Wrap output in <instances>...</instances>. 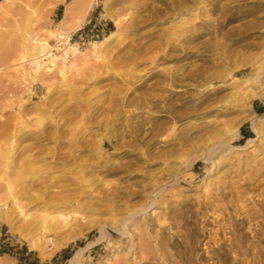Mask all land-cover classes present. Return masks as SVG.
Returning <instances> with one entry per match:
<instances>
[{
  "label": "rangeland",
  "instance_id": "rangeland-1",
  "mask_svg": "<svg viewBox=\"0 0 264 264\" xmlns=\"http://www.w3.org/2000/svg\"><path fill=\"white\" fill-rule=\"evenodd\" d=\"M114 1L0 0V38L4 39V46H13L18 54L14 59L0 66V85H10L15 88L30 86L31 88V91L16 95L0 94L1 168L5 169L9 165L11 170L18 171L15 168V163L19 162L21 150V146L17 144L13 151L11 141L16 134L18 137L16 142L18 143L21 139L19 138L21 133L11 131L10 137L3 133L2 124L7 121L19 124V126H22L20 122L24 121L25 126L34 134L45 130L49 132L53 129L52 126L55 122L61 123L71 114L69 111L59 115L58 111L61 108L78 102V99H83L85 101L82 105L78 103L73 107L81 106L84 109L72 115V128L84 129L85 136L92 138L96 143H102L121 128L123 125L120 122L108 131H100L98 125L91 124L89 119L97 117L105 110L103 108L96 113L95 109L98 107L96 103L103 101L102 96L97 95L107 91L109 95H112L113 89L128 90L131 85L111 80L106 72L102 71L94 76V72H91L89 68L99 65L103 60H108L112 64L115 58L127 52L137 56L144 55L145 52H149L150 56H166L165 59L161 58L158 61L156 68H153L151 61H146L143 64H139V61H133L129 62L127 68L122 69L125 71L124 74H127L126 70H128L130 74H135L142 79H146L153 71L169 73L176 70L187 72L192 67L207 69L209 78L208 81L202 82L201 87L187 89L191 83L169 86L168 89L175 93L182 90L190 94L188 96L177 93L178 95L173 100L182 96L185 102L189 100L198 101L204 90L212 86L221 88V92L216 96L217 99L223 98L227 101H233L240 96V93L251 94L253 97L248 106L246 103H242L244 101H235L237 106L233 108L222 106L212 114L206 115L205 119L202 120L214 122L218 116V120L225 124L221 136L229 138L235 131H238L241 139V143L238 144L239 147L248 145L253 138L258 141L253 142L252 147L244 151L229 148L230 154L225 159V166L217 168L212 175L207 176L206 165L201 161L198 162V169L194 172L197 177L196 182L182 184V187H178L175 177L187 176L190 178L193 174L188 171L187 162L193 161L196 156L204 153L202 150L193 148L182 157L170 159L159 155L163 149L157 145L158 142L147 144L150 137L143 141H134L143 137L138 139L120 137L116 139L115 148L107 144L105 148L100 150L106 159H110L115 164H127L131 160L138 159L131 166V171L139 177L132 180L124 179V176L128 175L126 168H119L112 174L111 172H101L97 168L94 173L87 174L86 178L94 179L91 184H80L79 181L81 180L76 181L74 179L65 182L71 184L72 190L64 192L63 195L78 196L81 193L77 190V186L82 185L83 201L98 202L99 198L103 197L105 190L120 189V191L115 193V198L102 201L90 209H88L89 207H82L81 203L64 204L69 207L64 208L63 211L62 209L54 211L61 206L55 203L50 204L48 209H39L44 206V203L32 207L31 213L46 212L50 213L52 217L62 220L68 218L70 221L65 233L52 241H43L38 237L31 238L27 235L28 232L18 231L21 222L19 217L14 219V215L10 212L12 199L9 198L8 190L11 186L18 188L20 183L19 181L9 182L0 175V264H30L35 258L39 259L42 264H70V260L78 251L90 244L98 243L102 227H108L109 232L115 234L109 227L116 223H122L130 215L136 214V211L142 208L140 205L149 203L156 196V192H160L167 198L165 206L155 207V210L147 215L139 216L136 225L129 229L133 236L147 235V243L151 247L150 254L152 258H156V255H160L156 238V232L159 231L158 225L166 224L168 226L169 223H173V218L191 205L193 211H198L201 206L213 203L211 194L217 184L227 183L225 194L228 199L226 202L232 198L233 194L243 196L241 192L247 188L244 186L246 182L251 183V188L260 184L259 190L264 189V183H262L264 180V113H260V110L264 109V100L260 97L264 92V87L255 85L251 89L250 83H244L251 70L254 74L252 79H256L263 72L259 71L257 66L264 62V8H262L264 0H217L216 5L213 0H195L198 2L199 9L168 10L165 15L157 18L156 6L161 7V3L157 0H130L126 4H118ZM125 7H131V9L127 13L118 15L117 13ZM223 8L232 9L228 14L233 15L234 21L224 25L221 30L222 34L217 36L214 32L217 31L215 29L218 23L224 20L221 17V9ZM243 15L247 16L242 20H236ZM151 16L155 17L151 18ZM134 19L137 23L131 24ZM118 20L125 21L126 24L123 23V27L117 28L115 23ZM201 21L208 24L194 27L188 32L191 26ZM87 28L89 31L81 34V31ZM165 31L170 33L167 36L169 41L163 45H158L159 36ZM174 32L181 36L174 38V34H171ZM112 33L116 34L110 44L96 47L92 44L103 41ZM171 41L174 42L173 46H178L180 50L176 52L170 50L172 46L168 43ZM48 53L58 59L53 71L47 70V67L51 66ZM22 56L27 57L25 63L21 60ZM39 56L44 59L42 62L44 68L39 70L40 78L36 79L34 59ZM225 56L228 58L223 59ZM64 57H66L65 66L67 70L65 76L60 73V69L64 66ZM180 57L183 58V61L178 59ZM202 59L207 60V62L202 61ZM25 67L28 68L27 75L19 73V71L24 72ZM115 70H119V67ZM86 72V75L91 74L89 79L83 77L86 76ZM216 75H219V79L214 80ZM156 80L157 78L150 79L148 85ZM110 84L113 85L109 86ZM69 85L74 89L77 87L85 89L87 86L89 89H85L80 97L71 96L66 92V87ZM54 88L59 89L60 92L52 95ZM144 91L145 89H142L137 93ZM90 92L93 93L90 94ZM61 95H64L62 105L56 111L35 113L32 108L47 102L51 103ZM91 95L94 96L91 97ZM13 101H17L20 105L30 104L31 107L20 108L18 104L14 108H9ZM209 104L207 103L205 106ZM250 105H253L254 108L247 110ZM124 110L141 112L136 107H124ZM199 112L203 111L200 110ZM221 112L222 115H220ZM143 113L156 116L165 115V112L158 108L145 109ZM165 121L166 119H161V122ZM199 123H201V118L189 117L180 123L173 124L172 128L159 138V142H164L165 138L174 133L181 135L187 131L190 134L194 131L195 126L200 125ZM254 123L260 128L261 138H258L253 132ZM207 140H209V136H207ZM26 143L28 142L26 141L24 144ZM124 143L127 144L122 147ZM54 146V144L49 145V147ZM116 152L118 155H115ZM50 161L52 160L38 162L34 166L37 167ZM90 162H96V160L92 158ZM241 166L242 170L239 169ZM64 168L63 165H57L59 171L55 175L65 174ZM78 170H75L74 174ZM232 170L236 171L237 174H232L227 179L223 178L227 172ZM24 179H30L29 175ZM60 184L64 183L61 182ZM52 189L61 190L56 187ZM132 192H141L143 197L130 199L127 193ZM255 193L258 194V192H251L250 194ZM33 194L37 195L38 193L34 192ZM24 203L26 202L24 201ZM136 204H138L137 208L129 209ZM64 210H66L65 213H61ZM154 211L160 212V218H158L159 215H153ZM191 215V213L188 214L193 222L191 227L195 236L202 232L205 234L208 228L210 230L207 231L206 238L197 237V240L201 242L195 244L197 250L194 251L191 259L183 257L181 261L179 255L185 250L178 242L181 239L183 229L180 227L167 228L163 234V242L167 252L171 254L170 260L174 264H247L243 263V256H235L236 247L230 245L228 228L223 225L220 234H214L218 227L207 226L203 223L207 218L213 220V217H204L203 214H200L199 219H196ZM243 216V214L238 213L235 218H242ZM75 219H80L84 223L78 224L74 221ZM195 221H198V224H195ZM249 226V223L236 226L238 233L245 235L246 244L251 236L250 233L246 232ZM136 230H139L138 233L135 232ZM116 239H120V236L116 235ZM136 243L139 244L138 239H135L133 244ZM106 245L104 243L96 246L92 251L86 252L84 258L77 264H105L106 262L114 264L113 253L107 252ZM24 247L29 252L34 253L35 258H29L28 262L21 263L19 257H21ZM67 250L71 252L72 256L66 261L62 254ZM137 250H139L138 246ZM125 252L120 251L119 257L123 256ZM162 257L161 255L159 262L168 264L169 262H163ZM55 258H57V262H52ZM140 259L141 254L137 253L135 260L131 258L127 264H138ZM259 264H264V260Z\"/></svg>",
  "mask_w": 264,
  "mask_h": 264
},
{
  "label": "bare ground",
  "instance_id": "bare-ground-1",
  "mask_svg": "<svg viewBox=\"0 0 264 264\" xmlns=\"http://www.w3.org/2000/svg\"><path fill=\"white\" fill-rule=\"evenodd\" d=\"M129 1L130 0H115L114 2L118 4H126ZM157 2L161 3V7L156 6V18L162 17L168 10L182 11L199 9V6H197L198 2L195 0H157ZM213 2L216 5L217 0H213ZM262 8H264V5ZM129 9H131V7H125L117 14L119 15L127 13ZM231 10V8L221 9V17L224 18V20L218 23L215 29L217 31L214 33H216L217 36L222 34L221 30L224 25L234 21L233 15L228 14L231 12ZM245 16L247 15L238 17L236 20H242ZM154 17L155 16H151V18ZM132 21L133 22L131 24L137 23L136 19ZM123 23L126 24L125 21L122 22L118 20L115 24L117 28H121L123 27ZM207 24L208 23L204 21L197 22L188 29V32H190L194 27L206 26ZM115 34L116 33H112L103 41L94 42L92 44L95 47L98 45H108L111 43V40ZM171 34H174V38H179L181 36L176 34V32ZM169 35L170 33L165 31L164 34L159 36V41L157 44L163 45L165 42L169 41L167 38ZM3 42L4 39L0 38V66L7 63V61L14 59L18 55L15 50L16 48L13 46H4ZM168 44L172 46L170 50L175 52L180 50L178 46H173L174 42L171 41ZM143 54L144 55L137 56L127 52L115 58L114 63L112 64L108 60H103L99 65L89 68L91 72H94V76L100 74V71H102L106 72L108 78L111 80L125 85H131V88L128 90H121L117 88L113 89L112 95H109L108 91L97 95L102 96L103 101L96 103L98 106L95 109L96 113L100 112V110L103 108L105 110L97 117H92L89 119V122L93 125H98L100 131H108L120 122L123 125L121 128L116 130L114 134L107 137V139L102 143H96V141L94 142L92 138H87L85 136L86 132L84 129L72 128V115L81 112L84 109L81 106H77L76 108L73 107L78 103H80L79 105H82L83 101H85L83 99H78V102H73L72 104L61 108L58 111L59 115L69 111L71 114L68 115V117H66L61 123L55 122L52 126L53 129L49 132L45 130L38 134H34L33 132L29 131L27 126H25L24 121L20 122L22 126H19V124L16 123L14 124L11 121H7L2 124L3 133L8 137H10L11 131L21 133L19 136L21 139L18 143L16 142L18 138L16 134L11 140L13 144V151L17 144L21 146L19 162L15 163V168L18 169V171L11 170L9 165L6 166L5 169L0 167V175L2 177L6 178L9 182L19 181L20 183L18 188L11 186L8 190L10 194L9 198L12 199L10 201V204L12 205L10 212L12 215H14V219L19 217L21 222V225L18 227V231L22 233L28 232L27 235H29L31 238L38 237V239L43 241L55 240L58 236L65 233V229L70 223L68 218H64L62 220L52 217L50 213L46 212L31 213L30 210L32 207L44 203V206L40 207L39 209H48L50 204L55 203L56 205L61 206L54 211H60L61 209L63 211L64 208L69 207L68 205L64 204L74 205L81 203L82 207H89L88 209H90L92 206L98 205L102 201L115 198V193L120 191V189L115 191L105 190L102 195L103 197L99 198L98 202L93 200L83 201L84 196L82 195L84 194V191L82 185L77 186V190H79L81 193L78 196L69 197L63 195L64 192L72 190L71 184L65 183L68 180H81L79 181L80 184H91L94 179L86 178L87 174L94 173L97 168L100 169L101 172H111V174L116 172L119 168H126L128 175L124 176V179L132 180L138 178L139 176L134 174L135 172L131 171V166H133L138 161V159L131 160L127 164H115L110 159H106L100 150L101 148H105L107 144L115 148L117 145L116 139L120 137H131L134 139L143 137L140 140L134 141H143L150 137L147 144L158 142L157 145L163 149L162 152H159V155L166 156L170 159L173 157H182L186 152H190L193 148L202 150L204 153L196 156L193 161L187 162L186 167L193 175L190 178L187 176L175 177L178 187H182V184H193L196 182L197 177L194 172L198 169V162L201 161L206 165L207 176L212 175L217 168L225 166V159L230 154V151H228L229 148H236L239 151H244L247 148L252 147L253 142L258 141L256 138H253L249 141L248 145L239 147L238 144L241 143V139L239 137L238 131H235L229 138H223L221 136V132L225 124L218 120V116L214 122L202 120L205 119L206 115L212 114L215 110L220 109L222 106H229L230 108L237 106L238 104L235 101H244L242 103H246L248 106L251 103V98L253 97L251 94L240 93V96L233 101H227L223 98L217 99L216 96L221 92V88L212 86L204 90L203 95L198 101L189 100L185 102L183 101L182 96L173 100V98L178 94L182 93L183 95H186L187 93L186 91L182 90H178L175 93L174 91L168 89L169 86L191 83V86L187 87V89L201 87L202 82L208 81L209 76L207 75V69H204L203 67H192L187 72L183 70H176L169 73L153 71L149 76H147L146 79H142V77H139L135 74H130L128 70H126L127 74H124L125 71H122V69L127 68L129 66V62L139 61V64H143L146 61H151L153 62V68H156L158 61L161 58L165 59L166 57H158V55L150 56L149 52H145ZM197 58H200V56H197ZM227 58L228 57L226 56L223 57V59ZM26 59V56L21 57L23 63L26 62ZM49 59H51V66L47 67V70L53 71L58 59H56L52 54H49ZM178 59L183 61V58L181 57ZM65 60L66 57L63 58V61ZM43 61L44 59L41 56L34 59L36 79L40 78V75H38L39 70L44 68L42 64ZM202 61L207 62V60L203 59ZM63 64L64 66L60 69V73L65 76L67 71L65 66L66 61ZM117 67H119V70H115ZM257 69L263 72L258 75L256 79H252L254 74L252 72L253 70H251L248 76H246L247 78L244 82L247 84L250 83L251 89L254 88L255 85L264 87V62H261L257 66ZM27 72V67L24 68V72L19 71V73H24L25 75H27ZM86 74L87 72L85 75ZM89 76H91V74L83 77L89 79ZM153 78H157V80L148 85V81ZM217 79H219V75H216L214 78V80ZM112 85L113 84H110L109 86ZM66 88L67 93H69L71 96L75 95L78 97L83 95L85 89H89L88 86L85 87V89L79 87L74 89L71 85L67 86ZM142 89H145V91L137 93ZM26 91H31L30 86L15 88L10 85H0V94L16 95ZM156 91H158V94H156ZM52 92V95H55L56 93L60 92V90L54 88ZM92 93L93 92H90V94ZM187 95L190 96V94ZM92 96L94 95H91V97ZM63 97L64 95H61L51 103L47 102L44 105L32 108L34 109L35 113L56 111L62 105ZM260 97L264 100V92L260 95ZM107 103H109L108 106H106ZM207 103L210 104L205 106ZM18 104L19 103L17 101H13L9 105V108H14ZM19 107L28 108L31 107V105L21 104ZM124 107H136V109L141 112L127 111L124 110ZM156 108L163 110L165 115L162 114L156 116L149 113H143V110L145 109ZM253 108L254 106L250 105L247 110ZM200 110L203 112H199ZM222 114L223 113L221 112L220 115ZM203 115L204 117L202 118ZM189 117L201 118V123H199L200 125L195 126L192 133L188 134L189 132L187 133V131L185 134L181 135L174 133L165 138L164 142H159V138L163 136L169 129H171L173 124L180 123ZM163 118L166 119L165 122H161V119ZM205 131L206 133H204ZM253 132L258 136V138H261L262 134L256 123L253 124ZM207 136H209V140H207ZM26 141L28 143L24 144ZM50 144H54L55 146L49 147ZM126 144L127 143L122 144V147L126 146ZM115 155H118V152H116ZM92 158H94L96 162H90ZM46 160L52 161L37 167L34 166V164ZM59 164L65 167V174L55 175V173L59 171L57 169V165ZM77 169H79L78 172L74 174V171ZM239 169L242 170V166L239 167ZM232 174L237 173L234 170L229 171L223 178L227 179V177L231 176ZM27 175L30 177L28 180L24 179L27 177ZM61 182L64 184L59 185ZM262 183H264V180ZM226 184V182L217 184L214 192L211 194L213 203L201 206L198 211H193V206L191 205L188 209L178 213L173 218V223H169L168 226L166 224L158 225L159 231L156 232V238L157 249L160 252V255H156V258H152L150 254L151 247L147 243V235L139 234L138 237L133 236L129 229L130 227L136 225L137 218L139 216L147 215L148 213L155 210V207L165 206V201L167 198L160 192H156V196H154L149 203L140 205L142 208L137 210L136 214L130 215L122 223H116L112 227H109L116 235L120 236V239H116V235L110 233L108 227H102L101 236L98 240V243L90 244L78 251L70 260V264H77L82 258H84L86 252H90L96 246L103 245L104 243L107 244V252L113 253L115 258L114 264H127L131 258L135 260L137 253L141 254V259L138 264H162L159 262L161 255L163 256V262L174 264V262L170 260L171 254L167 252L163 242V234L169 227H180L183 229V232L181 233V239L178 243L182 245L185 252L180 253L179 258L181 261L183 260V257L191 259L194 251L197 250L195 244L201 242L197 239L200 237L206 238L208 235L207 231L210 230V228L206 230L205 234L202 232L195 236L192 233L191 224H193V222L191 221L190 216H188L189 213H191V216L195 217L196 219H199L200 214H203L204 217H213V220L207 218L203 221V223H205L207 226L218 227L214 234H220V229H222L224 225L229 229L230 236H228V238L230 239V245L236 247L235 256H243V263L259 264L264 260V189L261 191L259 190L258 187L260 184L251 188V183L246 182L244 186H247V188L241 192L243 193V196L233 194L232 198L226 202L228 199V196L225 194L227 189ZM53 187L61 190H54L52 189ZM34 192L38 194L35 195L33 194ZM251 192H258V194H250ZM127 194H129L130 199L141 196L143 197L141 192H132ZM24 201L26 203H24ZM234 203H236V205H234ZM137 207L138 204L129 207V209L131 210ZM203 210L207 212L205 213ZM65 211L66 210L61 213H65ZM156 212L157 211H154L153 215H159L158 218H160V212ZM238 213H241L244 216L242 218H235V215ZM74 221L78 224L83 222L80 219H75ZM226 221L228 222L226 223ZM194 223L198 224V221H195ZM245 223H249L250 226L246 232L251 234L247 244L245 243V235H240L236 228V226L244 225ZM138 231L136 230L135 232L138 233ZM135 239L139 240V244H133ZM117 245L118 247H116ZM137 246L139 247V250H137ZM120 251L126 252L123 256L119 257ZM105 264L109 263L106 262Z\"/></svg>",
  "mask_w": 264,
  "mask_h": 264
},
{
  "label": "trees",
  "instance_id": "trees-1",
  "mask_svg": "<svg viewBox=\"0 0 264 264\" xmlns=\"http://www.w3.org/2000/svg\"><path fill=\"white\" fill-rule=\"evenodd\" d=\"M70 1V0H69ZM89 31V28L87 29H84L83 31H81V34H84L85 32H88ZM260 113H264V109L260 110ZM64 256V260H69L72 256L71 252L69 250L65 251L63 254ZM29 258H35V254L34 253H31L28 251V249L26 247L23 248L22 250V255L21 257H19V260L21 263H25V262H28L29 261ZM52 262H57V258H55ZM30 264H42L40 262L39 259H34ZM44 264H51V263H44Z\"/></svg>",
  "mask_w": 264,
  "mask_h": 264
}]
</instances>
